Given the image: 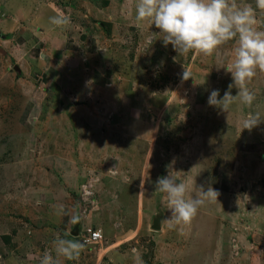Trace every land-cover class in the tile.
Listing matches in <instances>:
<instances>
[{
	"label": "rangeland",
	"instance_id": "1",
	"mask_svg": "<svg viewBox=\"0 0 264 264\" xmlns=\"http://www.w3.org/2000/svg\"><path fill=\"white\" fill-rule=\"evenodd\" d=\"M138 2L0 0V264H39L56 257L58 234L92 228L102 243L59 264H264V123L241 124L264 116V70L247 84L251 106H209L234 83L224 69L234 41L179 55L136 21ZM56 15L71 23L50 24ZM256 20L264 30V9ZM169 174L192 194L211 185L217 202L169 226L155 192Z\"/></svg>",
	"mask_w": 264,
	"mask_h": 264
},
{
	"label": "clouds",
	"instance_id": "2",
	"mask_svg": "<svg viewBox=\"0 0 264 264\" xmlns=\"http://www.w3.org/2000/svg\"><path fill=\"white\" fill-rule=\"evenodd\" d=\"M256 8L264 9V0H256ZM256 8L250 4L240 5L234 0H139L135 19L137 22L150 21L160 30L159 34L152 32L151 35L163 34V44L171 45L179 55L190 51L212 55L225 43L234 41L232 59L224 68L231 74L234 83L229 85L222 98L219 90L215 89L208 96L209 106L228 112L234 102L251 106L256 100L255 91L247 87L257 76L258 70H264V30L256 27ZM49 22L55 26H65L71 20L67 15H56L50 17ZM182 78L189 79L186 71ZM233 86L238 89L236 96L231 94ZM261 123H264V116L259 111L249 112L241 122L243 130H251ZM157 191L166 194L171 216L164 222L169 226L189 223L205 203L217 202L220 195L211 185L207 188L204 185L196 186L195 194H192L190 182L178 181L170 174L155 181ZM83 194L86 198L91 197L86 195V190ZM58 214H65L63 206L58 207ZM79 221V215L71 216L70 223L77 224ZM89 230L99 231L102 243V232L96 228ZM86 236L87 230L76 235L80 240L66 239L58 234L53 241L56 257L45 252L39 264H59V257L73 260L80 256L86 246L100 244L86 245ZM135 264H144L139 255L135 256Z\"/></svg>",
	"mask_w": 264,
	"mask_h": 264
},
{
	"label": "built area",
	"instance_id": "3",
	"mask_svg": "<svg viewBox=\"0 0 264 264\" xmlns=\"http://www.w3.org/2000/svg\"><path fill=\"white\" fill-rule=\"evenodd\" d=\"M102 240V236L99 231L87 230V236L84 241H87L86 245H97Z\"/></svg>",
	"mask_w": 264,
	"mask_h": 264
},
{
	"label": "water",
	"instance_id": "4",
	"mask_svg": "<svg viewBox=\"0 0 264 264\" xmlns=\"http://www.w3.org/2000/svg\"><path fill=\"white\" fill-rule=\"evenodd\" d=\"M160 218H156L153 221L152 230L159 231L160 230ZM72 236H76V233H73Z\"/></svg>",
	"mask_w": 264,
	"mask_h": 264
},
{
	"label": "crops",
	"instance_id": "5",
	"mask_svg": "<svg viewBox=\"0 0 264 264\" xmlns=\"http://www.w3.org/2000/svg\"><path fill=\"white\" fill-rule=\"evenodd\" d=\"M39 53H40V52H39ZM262 216L264 217L263 213H262L261 217H262Z\"/></svg>",
	"mask_w": 264,
	"mask_h": 264
}]
</instances>
